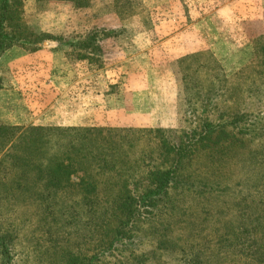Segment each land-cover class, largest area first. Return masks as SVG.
I'll use <instances>...</instances> for the list:
<instances>
[{"label": "rangeland", "instance_id": "374dc122", "mask_svg": "<svg viewBox=\"0 0 264 264\" xmlns=\"http://www.w3.org/2000/svg\"><path fill=\"white\" fill-rule=\"evenodd\" d=\"M85 4L20 0L0 25L14 44L0 56V264H264V133L209 156L187 151L202 124L242 106L241 94L253 96L252 119L261 110L253 42L264 45V0ZM170 15L181 35L163 56L154 24ZM189 41L204 49L181 55ZM204 52L220 69L208 55L178 64ZM90 87L104 92L97 105ZM263 117L246 128L264 130ZM107 138L122 148L69 152ZM179 160L189 181L169 183L157 205L143 200L154 172ZM51 169L94 188L48 187Z\"/></svg>", "mask_w": 264, "mask_h": 264}, {"label": "trees", "instance_id": "16d2710c", "mask_svg": "<svg viewBox=\"0 0 264 264\" xmlns=\"http://www.w3.org/2000/svg\"><path fill=\"white\" fill-rule=\"evenodd\" d=\"M72 1L75 5H77L78 7H84V5L86 6V1L83 2L84 0H70ZM8 1L7 0H3L0 3V25L2 26L4 22H11L13 20V17L15 15L18 14L17 11V6H20V0H16V4H15V9L13 10L12 6H8ZM9 7V8H8ZM12 7V8H11ZM0 26V31H2V28ZM18 29V27L16 28ZM261 40L264 41V37L260 38ZM259 39V40H260ZM257 41L255 40L253 42V49H254V55L255 58H257L258 60H260V64L261 66H263L260 71V80L261 83L264 87V45L260 44L257 45ZM14 44L12 42H6V40H3V38H0V56L2 55V53L7 50L9 47L13 46ZM262 46V47H261ZM210 56L209 58L211 59V62L213 64V66H215L217 69L219 68V64L217 63V61L211 57V55L208 52H204V53H197V54H193V55H189L186 56L184 58H182L181 60L178 61V64H184L187 63L189 61H199V58L201 56ZM213 59V60H212ZM207 64V63H206ZM255 64V62H251L249 66L243 68L241 71H239V77L243 76V74H246L248 72H252L249 71L251 70V66H253ZM256 64V65H257ZM248 71V72H247ZM220 72V71H218ZM255 72V71H254ZM250 74V73H249ZM247 79H249V81L251 82V85L254 84V80L251 77H247ZM222 81L226 82L224 80V78L222 79ZM216 91L220 92L219 90L216 89ZM217 92V93H218ZM242 97L244 98V101L242 103V106L236 110V112L234 114H227L226 112H219L217 114V121L216 122H209L206 121L204 124H202V129L198 132H196L195 136L192 137L194 138V142L193 145L187 148V151L190 152V156L192 157L195 154V151H201V149L206 150V152H204V155H210V151H215L213 149L214 146H219L221 144L227 143L229 146H234L235 148V143L241 142L240 137H248V136H253L251 133H260L261 135H263L264 130H256L254 131V128H252V130H249L246 127H251L252 124H247V123H254L258 120L257 117L263 116L264 115V89L262 90L261 93H256V97L260 99L259 103L261 106V110H259L256 114H254V119H252V112H250V108L251 106H249V104H251L250 100H252L253 96L251 94H249L248 96H245L243 94H241ZM247 95V93H246ZM195 96L199 99H201L203 97V95L199 92H196ZM220 95L217 94V97H219ZM251 97V98H250ZM204 98V97H203ZM205 100H207V98H205ZM212 108H217V106H213L210 105ZM210 107V108H211ZM208 108H206L203 113L207 112ZM228 118V119H226ZM261 120L264 123V117L261 118ZM43 129V128H40ZM96 129V128H95ZM95 129H87L85 131V133H93L96 132L98 133L99 131H96ZM101 142H105V145H103ZM122 141L120 142H115L112 138H107V139H91L88 141L84 142L81 140L80 142H76L75 146L70 148L69 152H75L78 150H83V149H87V152L91 153L94 151H104L105 149L107 150H111L113 148H115L116 150H118L119 148H122ZM204 142L203 145L200 146V144ZM199 147H196L198 146ZM101 153V152H100ZM207 156V157H208ZM190 157L189 160H187V164L192 163V158ZM49 160V163H52L51 161L53 160V157H51L49 155V157L47 158ZM180 160L176 161L174 165L170 166L167 168L166 171H156L154 172L155 175H157V180H153V189L150 191H147L146 193H143L142 195H140V197H142L143 200L147 201L150 203V205H157L159 203V201H162L161 199L163 198V196H167V190L166 187L170 186L171 184H173L172 186H174V184H177V182L180 183V181L184 180V182L189 181L191 175L187 172V170H183V174H179L178 170H176V166L175 165H179L180 166ZM100 171V170H99ZM112 171V170H110ZM187 171V172H186ZM75 172H79L78 170H74ZM50 174V181L48 184V187H50V183H54L53 186H60L62 185L63 188H70V189H78V193H84V191L92 190V188H94V184H93V180L91 181V179L88 181L90 182V185H87L85 190L81 187V185L83 184L82 180H86L84 178V176L79 178V181L77 183H74L71 180L72 175L69 174V172H67V170H50L49 171ZM182 177V178H180ZM179 178V180H178ZM159 179H161V182L159 183ZM168 182V184H167ZM171 183V184H169ZM167 184V185H166ZM156 186V188H155ZM92 187V188H91ZM85 197V196H84ZM162 197V198H161ZM147 199V200H146ZM193 264H201V262H199V259L193 260L192 262Z\"/></svg>", "mask_w": 264, "mask_h": 264}, {"label": "crops", "instance_id": "0c3cea01", "mask_svg": "<svg viewBox=\"0 0 264 264\" xmlns=\"http://www.w3.org/2000/svg\"><path fill=\"white\" fill-rule=\"evenodd\" d=\"M170 17H171V15H170ZM167 18L162 19L161 23L154 24V32L157 33L158 39H160V40L156 41L155 51H159L158 53H160L163 56H165V53H162L161 47L168 44L169 41L174 40L181 35L180 31H178L179 24L175 20L176 17L174 16L173 18L172 17L169 19H167ZM201 45L204 46V44L202 42H200V43L198 42L197 44H193L190 41H189V43L183 42L182 47H185V46L186 47H192L193 49L191 51H183L180 54L184 55V54H187L190 52L201 51L204 49ZM121 68H123V67H121ZM146 82H147V80H146ZM143 86L145 87V84H143ZM89 96L91 97L92 102L94 101L93 103L91 102L90 104L97 105L99 100L101 101L102 98H104V92L102 93L101 91H97V89L95 87H90ZM151 109H153V108H150V110ZM150 125H151V123H150Z\"/></svg>", "mask_w": 264, "mask_h": 264}]
</instances>
